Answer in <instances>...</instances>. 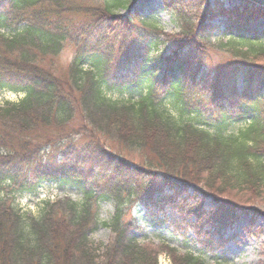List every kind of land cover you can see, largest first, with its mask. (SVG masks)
I'll list each match as a JSON object with an SVG mask.
<instances>
[{"label":"trees","instance_id":"trees-1","mask_svg":"<svg viewBox=\"0 0 264 264\" xmlns=\"http://www.w3.org/2000/svg\"><path fill=\"white\" fill-rule=\"evenodd\" d=\"M158 1L173 32L139 0H0V91L23 96L0 107V264H159L161 251L172 264H210L239 221L242 206L227 192L264 202V8ZM67 47L65 74L45 68ZM213 55H224L216 71ZM115 92L127 99L107 96ZM48 148H63L73 171L48 170ZM43 183L83 197L45 202L38 216L14 205L9 194ZM154 186L175 196L155 198ZM194 187L214 211L199 194L180 202ZM137 199L190 220L198 253L140 244L142 227L123 223ZM102 202L115 208L104 223L114 236L96 245Z\"/></svg>","mask_w":264,"mask_h":264},{"label":"rangeland","instance_id":"rangeland-1","mask_svg":"<svg viewBox=\"0 0 264 264\" xmlns=\"http://www.w3.org/2000/svg\"><path fill=\"white\" fill-rule=\"evenodd\" d=\"M224 3L229 7L230 3L227 0ZM238 3V2H234ZM139 6L148 7L149 11H153L157 8V15L160 19V23L163 28H166L168 32H173L175 30L174 25L171 22V18L161 12L163 7L161 2L158 0H139ZM118 13L126 14L125 11L120 10ZM256 23L262 25L264 20L256 21ZM168 50L161 52V54L166 55ZM74 57L73 48L67 47L64 49L60 55L50 62V60L45 61V68L52 67V70L59 75L65 74L68 70V66ZM212 61L209 62V69L216 71L217 65H220L224 60V55H213L211 57ZM109 98L123 101L127 99L126 95H120L117 92L107 95ZM22 98V95L13 94L9 91H0V105L5 102H18ZM244 125H236V129L242 128ZM235 133L234 131H232ZM73 145H74V141ZM68 143H65L67 145ZM56 146V145H55ZM53 146V147H55ZM63 146V145H62ZM69 146V144H68ZM58 148V146H56ZM56 148H48L45 157V164L48 170H53L54 173L58 172L63 168L64 170L73 171V165H69L64 161L63 148L56 150ZM68 160V159H65ZM96 175V171H94ZM76 174L81 176L82 167L78 165L76 168ZM91 181V179L89 180ZM139 181L133 180L131 184L135 183L138 186ZM144 188V185H141ZM154 189L155 198H159L157 195L164 193V196H175L174 192H171L167 188H162L159 186L152 187ZM127 191V190H126ZM201 191L195 187L189 190L186 194L179 197L180 202L185 200L189 204H193L196 200V194H199L198 199L205 198L204 209L206 211H214L216 209V204L211 197L206 198L200 193ZM235 193V192H234ZM233 192H227L229 199L237 201L236 203L241 205L246 212L241 211L240 207L238 217L239 221L233 228L229 229L225 237V247L223 250L218 251L216 254V259H211L212 256H208L210 264H263L264 262V202L251 200L249 203H244L246 200H242L239 195L235 196ZM7 192L0 193V197H4ZM79 190L71 184H60V183H43L40 190L36 193H18L14 199V205L18 208L23 209L25 213L38 216L41 213L44 202H56L59 200L69 199L71 201L79 202L82 199ZM144 200V199H143ZM143 200H135L133 209L131 207L129 213H127L124 218L123 223H127L130 219H135L138 226L142 229L139 232L134 233L135 238L141 244L160 246L163 242L167 243L170 247L178 250L179 254L198 253L199 248L193 245V241L196 240V235H194V230L188 225L190 220L185 221V217L180 216L174 210L172 211L169 206H165L162 211L158 210L149 212L144 207L137 205ZM243 201V203L241 202ZM155 204L158 202L155 200ZM99 208L98 217L101 221V225L97 227V230L90 235V239L97 245H107L113 238V232L110 228L104 226V223L109 222L114 214V206L109 202H102ZM255 211V212H252ZM128 212V210H127ZM259 232V235L255 233ZM217 241V239L215 240ZM215 245V244H214ZM161 251L159 255V264H172L173 258L170 254Z\"/></svg>","mask_w":264,"mask_h":264},{"label":"water","instance_id":"water-1","mask_svg":"<svg viewBox=\"0 0 264 264\" xmlns=\"http://www.w3.org/2000/svg\"><path fill=\"white\" fill-rule=\"evenodd\" d=\"M247 2H252L253 4H255L256 6L260 7V8H264V0H246Z\"/></svg>","mask_w":264,"mask_h":264}]
</instances>
